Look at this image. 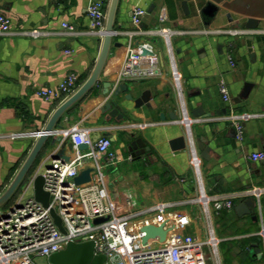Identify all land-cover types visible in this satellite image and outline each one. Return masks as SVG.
<instances>
[{
  "label": "crops",
  "instance_id": "crops-1",
  "mask_svg": "<svg viewBox=\"0 0 264 264\" xmlns=\"http://www.w3.org/2000/svg\"><path fill=\"white\" fill-rule=\"evenodd\" d=\"M91 1L0 0V12L7 14L12 23V33L0 35V196L28 157L36 141L34 132L45 127L66 99L61 96L47 100L38 91L57 87L71 72L78 74L80 86L94 69L104 37L91 30ZM207 2L219 7L209 25H205L201 13ZM109 4L110 0L107 13ZM137 4L146 9L139 25L131 20ZM251 18L259 21L255 28H264V0H119L115 32L99 81L64 113L57 127L66 130L78 125L89 129L93 139L107 132L116 135L113 145L120 149L124 160L110 167L108 175L119 201L124 203L131 194L142 208L158 201L170 203L190 214L188 230L198 240L206 241L208 234L205 239L201 227L194 226L200 217L207 233L205 207L197 200L203 191L210 198L208 207L221 264H264V241L259 233L264 225V193L259 198L247 193L254 187L264 188V159H251L253 152L264 151V33L246 31L233 37L236 65L232 66L227 37L205 30L255 29L247 26ZM64 23L73 25L74 32H69ZM35 28L43 35L20 33ZM165 28L181 32L168 35L162 32ZM132 44H144L153 51L160 75L119 81ZM118 82L126 83L128 90L116 96ZM222 82L229 87L231 104L220 93ZM248 82L253 83L250 94L236 102ZM145 90H150L151 99L136 106L134 98ZM129 92L134 98L126 97ZM111 99L120 105L124 119L103 111ZM198 107L210 116H193L192 111ZM232 107L257 113L246 121L242 141L236 138L225 116ZM184 111L192 119L190 127L179 120ZM23 132L21 137L8 136ZM130 133L143 138L150 151L133 156L126 139ZM183 135L189 138L187 147L173 149L171 141ZM60 136L65 139L63 132ZM199 140L210 147L208 158L202 157ZM190 141L196 144L202 159L199 174L191 165ZM50 147L47 143L30 174L45 169L51 160ZM17 194L1 210L13 205ZM216 197L221 198L220 210ZM250 197L255 207L250 214L239 215L235 205ZM228 198L234 201L231 209L223 205Z\"/></svg>",
  "mask_w": 264,
  "mask_h": 264
},
{
  "label": "built area",
  "instance_id": "built-area-1",
  "mask_svg": "<svg viewBox=\"0 0 264 264\" xmlns=\"http://www.w3.org/2000/svg\"><path fill=\"white\" fill-rule=\"evenodd\" d=\"M109 0H93L88 6V14L92 19V31L102 37L106 32L107 5ZM146 9L137 4L131 14L132 23L139 25ZM161 20L165 16L161 15ZM11 18L0 12V35L12 33ZM69 32H74L73 25L64 23ZM207 33L225 35L227 37L228 59L232 66L236 65L233 56L234 38L245 34L246 31H262L258 29H242L233 27H218L206 29ZM166 34L181 32L162 29ZM24 35L39 37L43 35L40 29L20 31ZM149 47L144 44L129 47L123 69L119 74V81L137 80L158 76L161 67L154 60L153 51L146 52ZM179 81V74L174 71ZM79 76L75 72L69 73L55 88L44 87L38 94L47 100L72 95L79 87ZM120 84V82H118ZM220 93L225 102L231 104L232 96L228 85L220 83ZM257 113L238 111L231 108L226 119L233 125L236 138H245V124ZM181 123L190 127L192 119L184 111L179 119ZM63 132V138L71 143L68 160L51 159V168L29 174L18 190L15 202L9 208L0 211V264H37L38 257H49L52 253L63 249L69 241L95 240L96 252L106 255V264H207L205 245H210L218 258V238L214 234L212 215L209 210L210 198L203 191L197 200L204 204V212L208 223V237L206 241L198 240L188 229L191 216L188 212L174 208L167 202H154L146 208L139 206V202L128 194L125 202L119 201L116 193L111 189L108 170L124 160L119 148L114 147L113 140L103 135L93 139L90 130L74 125L66 130L56 128L54 135ZM23 133H10L11 138L23 136ZM35 137L39 132H34ZM86 144V149L80 145ZM189 153L192 168L196 174L200 173L201 157L196 144L190 141ZM132 156H129L131 159ZM251 159H264V151H255ZM92 165L95 171L89 182L76 184L74 178L85 165ZM42 172L45 177V188L51 193V206L59 213L66 232H62L50 213V209L36 201L33 194V180L37 173ZM256 197L264 193V188L254 187L247 191ZM217 200V201H216ZM221 198H215L217 209L220 210ZM223 205L231 209L234 206L232 198L224 200ZM104 218L96 223V218ZM147 225L162 226L167 232L164 240L160 236L151 237L144 242ZM260 236L264 241V225Z\"/></svg>",
  "mask_w": 264,
  "mask_h": 264
},
{
  "label": "water",
  "instance_id": "water-1",
  "mask_svg": "<svg viewBox=\"0 0 264 264\" xmlns=\"http://www.w3.org/2000/svg\"><path fill=\"white\" fill-rule=\"evenodd\" d=\"M119 0H110L105 34L103 38L102 49L99 54V57L95 63L94 69L91 75L86 79V81L78 87V89L66 98L53 112L49 121L45 125V127L41 130H38L39 136L36 138V141L24 161L23 165L20 167L16 176L10 183L9 187L4 191V193L0 196V211L2 206L9 201L14 194L19 190L23 181L27 178V176L32 172L34 164L39 159L42 154L43 149L46 144H50V159H64L68 160L69 156L68 151L71 148V143L68 142V139H62L59 135H54V131L57 127H60V120L63 117L64 113L77 101L82 99L84 95L92 89V87L99 81L100 75L104 69L105 63L108 58V54L110 51L113 35L115 32V15L118 8ZM183 5L187 8V3L184 2ZM188 9V8H187ZM219 7L212 3L207 2L206 5L202 8L201 13L204 19L205 25H209L211 21L215 18ZM259 24L257 19H249L247 26L250 28H255ZM146 52L152 51L151 49L146 48ZM253 88V83H246L240 97H236L235 101L239 102L243 98H247ZM128 90V85L124 82H121L118 87H116L114 94L117 96L122 91L126 92ZM152 93L150 90H145L143 93L134 98L132 92L126 94V97L129 99L134 98L136 106H140L144 103H148L151 99ZM103 111H108L110 113L109 116H115L116 119L121 120L124 119L125 115L121 111L120 105L114 100L111 99L104 104ZM193 116L199 117L202 115L210 116V113H204L202 107H198L194 111H192ZM173 117H177V114H173ZM105 135L109 136L113 141L116 139V135L112 132H107ZM128 140V149L131 151L132 155L135 156L141 155L146 151H150V146L146 145V142L141 137H135L134 133H130L127 138ZM189 138L185 135L175 138L171 141V146L173 149L186 148L187 142ZM199 149L203 152L202 157L208 158L209 148L202 141H198ZM81 149H86V144L80 145ZM51 161V160H50ZM47 168H51V162H49L46 166ZM95 171V167L92 165H85L80 169L79 174L74 178L76 184H83L89 182L92 178V172ZM33 194L36 201H39L43 204L44 207L50 209V213L54 219V222L58 226V228L62 232H66L65 226L63 224V220L56 209L51 206V193L45 188V177L42 172H39L35 175L33 180ZM255 207V200L250 197L243 203H238L235 205V211L239 215L250 214L251 209ZM104 218H96L95 222H101ZM146 235L144 237V242L146 243L149 238L155 237L157 235L160 236L161 240H164L166 237V231L162 226L156 225H147L144 228ZM96 242L95 240H84V241H69L67 245L54 253H52L49 257L50 264H106V255L103 253L96 252Z\"/></svg>",
  "mask_w": 264,
  "mask_h": 264
},
{
  "label": "rangeland",
  "instance_id": "rangeland-1",
  "mask_svg": "<svg viewBox=\"0 0 264 264\" xmlns=\"http://www.w3.org/2000/svg\"><path fill=\"white\" fill-rule=\"evenodd\" d=\"M109 171V170H108ZM218 222H220V221H218ZM194 226H200L201 227V233L203 234V236L205 237V239H206V237H207V235L206 234H208V231H207V233H206V229H205V224H204V222L203 221H201V219H200V217H199V219H198V221H197V224L196 225H194ZM230 246H225L224 248H229ZM205 255H206V260H207V264H217L216 263V256H215V254L213 253V249H212V247L210 246V245H205ZM236 249H239L240 250V247L238 248V247H236ZM238 257H236V258H239L240 256L239 255H237ZM228 260H230V261H232V256L231 255H228ZM36 262H37V264H50L49 263V260H48V257H38L37 259H36ZM225 264V263H224Z\"/></svg>",
  "mask_w": 264,
  "mask_h": 264
}]
</instances>
